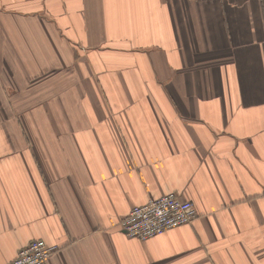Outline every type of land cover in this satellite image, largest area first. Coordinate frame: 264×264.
<instances>
[{
  "label": "crops",
  "instance_id": "0c3cea01",
  "mask_svg": "<svg viewBox=\"0 0 264 264\" xmlns=\"http://www.w3.org/2000/svg\"><path fill=\"white\" fill-rule=\"evenodd\" d=\"M175 192L194 221L120 220ZM264 264V0H0V264Z\"/></svg>",
  "mask_w": 264,
  "mask_h": 264
},
{
  "label": "built area",
  "instance_id": "2783aa9c",
  "mask_svg": "<svg viewBox=\"0 0 264 264\" xmlns=\"http://www.w3.org/2000/svg\"><path fill=\"white\" fill-rule=\"evenodd\" d=\"M196 217L197 211L190 200L182 199L175 192H167L131 206L119 224L127 236L146 239L190 223ZM57 249V244L32 239L19 248L7 264H49L51 254Z\"/></svg>",
  "mask_w": 264,
  "mask_h": 264
}]
</instances>
